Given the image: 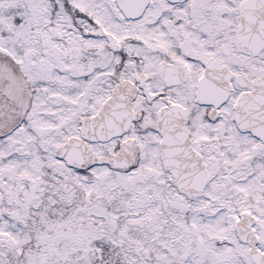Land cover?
Instances as JSON below:
<instances>
[{
	"label": "snow or ice",
	"instance_id": "snow-or-ice-1",
	"mask_svg": "<svg viewBox=\"0 0 264 264\" xmlns=\"http://www.w3.org/2000/svg\"><path fill=\"white\" fill-rule=\"evenodd\" d=\"M0 264H264V0H0Z\"/></svg>",
	"mask_w": 264,
	"mask_h": 264
}]
</instances>
